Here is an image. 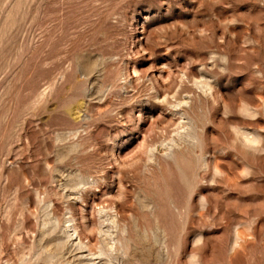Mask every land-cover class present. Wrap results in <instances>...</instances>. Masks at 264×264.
<instances>
[{
	"label": "rangeland",
	"instance_id": "374dc122",
	"mask_svg": "<svg viewBox=\"0 0 264 264\" xmlns=\"http://www.w3.org/2000/svg\"><path fill=\"white\" fill-rule=\"evenodd\" d=\"M0 264H264V0H0Z\"/></svg>",
	"mask_w": 264,
	"mask_h": 264
}]
</instances>
